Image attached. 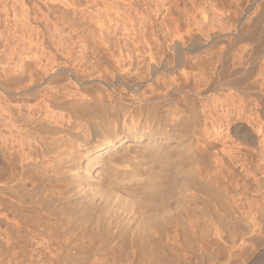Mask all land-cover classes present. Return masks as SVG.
Returning a JSON list of instances; mask_svg holds the SVG:
<instances>
[{
	"label": "rangeland",
	"instance_id": "1",
	"mask_svg": "<svg viewBox=\"0 0 264 264\" xmlns=\"http://www.w3.org/2000/svg\"><path fill=\"white\" fill-rule=\"evenodd\" d=\"M29 1L25 9L12 0H0V81L20 89L25 88L27 79L13 73V68L17 67L21 59L27 58V54L32 50L28 44L30 37L42 40L45 51L37 59L38 61L43 59L44 62L47 59L46 55L54 48L59 52L57 55L62 57L61 59L67 56L69 48L77 49L74 53L78 56L85 55L80 46L87 37L100 33L112 39L124 35L130 37L148 35L162 30L166 22L162 20L164 15L158 17L151 15L145 26L131 32L130 28L124 26L125 24L107 16L94 19L95 15L85 11L86 0H75L80 3L75 7L68 0ZM195 1L203 5L211 3L233 14L240 10L245 16L244 22L248 30L243 32L239 41H222L219 46H224L226 51L219 55L210 54L207 60L203 61L208 77L206 81L200 83L199 88L212 96L205 103V112L201 113L202 104L199 101L188 98L183 102L184 111H181V115L178 113L175 116L179 119L180 125L173 126L172 131H176L177 126L181 128L185 125L184 128H187L186 126L197 118L201 137L209 140L213 146L212 151L203 156L202 174L189 178L192 179L189 192L184 193V186L182 187L180 184L182 182L178 180L182 187L180 190H183L182 194H186L180 208L172 209L170 216L161 215L157 211L156 215L155 210L150 211L153 215H150L151 218L148 217L147 226L149 224L153 228L150 229L148 226L145 230V232L150 230L146 238L144 234L148 232L143 231V234L141 232V236L139 229L141 231L144 229L139 223L134 221L131 222L133 224L123 225L124 222L119 221L121 219L119 215L127 213L125 206L119 207H125L123 210L126 211L121 209L122 211L116 210L113 213L109 204L99 202L95 195L94 198L91 197V192L99 190L101 184L97 182L98 180L95 181L97 178L94 174L92 177L94 176L95 180L90 174L85 173L89 170L85 169L86 158L82 157L79 160L80 165L75 161L71 163L74 167L70 164L74 173L77 174L78 171L81 179H85V174L88 175L86 178H90L85 185L87 188L92 187L93 190L91 188L87 191L85 188L88 192L85 193L86 204L84 200L80 202L79 198L74 196L76 189L71 181H68L67 185L61 180L60 166L58 162H53L54 171L58 175L25 174L27 188L31 189L34 200L24 195L17 199L11 190L0 187V211L6 217V220H0V264H165V259L175 262L178 254L192 259L195 243L193 238L196 235L193 231L198 229L201 233L207 226L234 230L238 237L243 236L241 231L254 227L260 230V233H255L240 253L242 251L245 257H248L247 255L253 257L254 253L264 249V0ZM188 6L191 7L190 2ZM210 19L212 20L210 25L216 28L221 25L229 27L233 24L228 18L221 16L216 18L212 11ZM96 22L101 23V26L96 25ZM98 26L101 30H98ZM18 52L22 55L21 58L17 57ZM95 60L101 63V71L105 72L108 59L96 54ZM157 84L160 86L162 81L157 79L152 82V86L157 87L156 93H159L160 88ZM46 92L50 95L68 94L70 98L74 95L71 89H65L63 86L57 89L50 88ZM173 97L171 98H180ZM170 100L167 99L168 103L166 99L158 100L151 108L155 109L156 113H162L163 107L173 102ZM23 102L19 100L12 104L13 117L18 118V112L21 111L23 115L33 118L37 113L32 105L34 97H29L27 102ZM77 104L84 111H86L84 108L92 105L81 102ZM226 105L230 108L228 109ZM75 137H70L69 146L74 144ZM0 148L3 156V164L0 165L1 186L2 182L23 173L20 168L22 156L33 148L31 139L27 137L23 127L14 125L1 110ZM176 163L178 161H174L168 168L177 170V167L174 168L177 166ZM174 174L164 176L163 181L165 184L167 181L168 187L169 183L173 185L172 180L176 178ZM167 184L164 186L165 189L168 188ZM170 189L171 187L168 188L169 193ZM68 190L72 191V194ZM44 195L53 198L50 203L52 207L50 204L42 203L40 198ZM109 195L112 196L111 192ZM110 199L108 200L111 201ZM88 201L94 202L89 204ZM95 203H101L103 207L106 205L107 209L105 207L101 209L99 208L101 204L97 207ZM103 211L107 215L111 213L112 216L110 214V218L107 217ZM117 211L121 213L117 214ZM128 212H131L130 209ZM125 214L121 215L122 218H126ZM133 216L135 214L132 212ZM111 217L117 219L113 220ZM130 225L131 227H127ZM136 231L137 234L139 232L140 239ZM182 246L185 247L184 250L181 249ZM254 258L258 261L263 260L264 253Z\"/></svg>",
	"mask_w": 264,
	"mask_h": 264
},
{
	"label": "bare ground",
	"instance_id": "2",
	"mask_svg": "<svg viewBox=\"0 0 264 264\" xmlns=\"http://www.w3.org/2000/svg\"><path fill=\"white\" fill-rule=\"evenodd\" d=\"M12 1L26 9L29 0ZM68 1L73 7L76 4L80 5L75 0ZM181 1L86 0L85 11L95 15L94 19L107 16L109 19L122 22L131 32L145 26L151 15L155 17L164 15L162 20L166 22L162 30L137 37L124 35L112 39L101 33L99 35L94 33L95 36L82 41L80 47L85 55L78 56L74 53L77 49L69 48V52L67 54L65 52L67 56L63 55L65 58L61 59L62 57L57 55L59 52L54 48L52 52L48 51L44 62L43 59L38 61L37 58L43 54L45 47L39 38H29L28 44L32 50L27 54V58L21 59L17 67L13 68V73L27 79V85L20 89L0 81V110L14 125L23 127V131L31 139L33 148L22 156L20 168L23 173L2 182L0 186L2 189L11 190L17 199L24 195L34 200L31 189L27 188L25 174L58 175L53 165V162H58L61 180L67 185L68 181L72 182L76 189L73 195L78 197L80 202L84 200L86 204L85 193L92 188L86 187L85 183L90 181V178L86 177L89 174L92 177L94 174L97 179L95 180L94 176L92 178L98 180L101 188L92 191L91 197L94 198L95 195L99 202L109 204L113 213L126 207L127 213L123 212L126 218H122L123 213L117 211L121 217L119 221H123V225L133 224L134 221L139 223L144 229L141 231L139 225L137 226L140 234L148 229V217L153 215L150 211L155 210L154 214L157 211L161 215L170 216L172 209L180 208L186 196L180 189L184 186V193L189 192L192 180L189 178L202 174L203 156L212 151V143L201 137L197 118L193 119L187 128H184L183 122L184 126L181 124L183 128L177 126L175 127L177 130L172 131L173 126L180 125L179 119L175 116L184 111L183 102L188 98L199 101L202 104L201 113L205 112V103L212 96L199 88L200 83L206 81L208 77L203 61L207 60L210 54H223L226 48L219 46L222 41H239L247 29L245 16L240 10V13L233 14L211 3L203 5L195 0H183V3ZM210 11L216 18L219 16L228 18L233 24L229 27L211 26ZM98 23L96 22V25L101 26V23ZM100 26L98 30H101ZM150 27L153 28L152 25ZM96 54L108 59L105 72L101 71V63H98V60L94 61ZM16 55L22 57L19 52ZM157 79L162 81V87L157 84L160 88L159 93H156L157 87L152 86V82ZM54 85L57 88L63 86L65 89H71L74 95L71 98L68 94L50 95L46 91L50 88L57 89ZM173 96L180 98L172 99ZM29 97H34L31 104L37 113L31 118L32 116H25L19 111L18 118H14L12 104L19 100L27 102ZM161 99L166 101L171 99L173 102L170 100L171 104L168 106L165 104V107L160 104L164 110L161 109L162 113H156L155 109L151 108L152 104ZM78 102L92 105L84 108L86 110L84 111L80 109ZM76 134L78 137L74 136ZM70 137H75V142L71 146ZM89 147L92 149L89 150ZM82 157L86 158L85 169H89L85 172L88 174H85V179L79 177L78 166L77 174L71 168L74 167L72 161L78 163ZM176 159L178 163L174 168L177 167V170L172 169L174 171L172 172L168 167L174 164V161L177 162ZM2 164L0 148V165ZM70 164L73 166L70 167ZM0 168L2 170V167ZM170 172L175 173L177 179L172 177L175 180H172L173 185L169 183L171 187L169 193L167 181L168 188L165 189L163 179L165 174L172 175ZM70 178L72 179L69 180ZM178 180L182 182L180 183L182 187ZM49 196H42L40 198L42 203L49 205L53 199ZM106 198L107 200L111 198V201H107ZM95 204L97 206L99 203ZM121 205L125 207L120 208ZM50 206L52 207V204ZM102 207L101 204L99 208ZM104 207L106 208V205ZM129 209L131 212H128ZM103 212L105 215V211ZM132 212L135 214L133 217ZM110 214L106 216L109 217ZM155 216L153 217L156 219ZM116 217L111 218L115 220ZM0 220H6L1 211ZM205 228L201 233L198 229L193 231L196 235L193 238L195 243L192 259L178 254L175 262L165 259V264H264V259L258 261L254 258L264 253V249L259 253L253 252V257L251 255L245 257L242 251L240 253L251 237L255 233H260V230L254 227L247 228L241 231L243 236L238 237L234 230L211 226ZM149 233L144 234L146 238ZM140 234L138 232L137 235ZM138 238L140 239V236ZM142 238L144 239V236ZM181 249L184 250L185 247L182 246Z\"/></svg>",
	"mask_w": 264,
	"mask_h": 264
}]
</instances>
